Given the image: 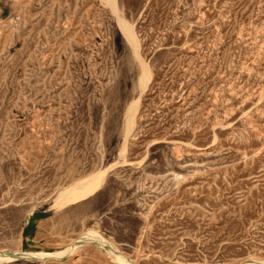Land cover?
Here are the masks:
<instances>
[{"label": "rangeland", "instance_id": "374dc122", "mask_svg": "<svg viewBox=\"0 0 264 264\" xmlns=\"http://www.w3.org/2000/svg\"><path fill=\"white\" fill-rule=\"evenodd\" d=\"M116 2L142 91L100 0H0V252H62L90 232L130 264L264 263V0ZM3 256L120 264L89 244Z\"/></svg>", "mask_w": 264, "mask_h": 264}, {"label": "bare ground", "instance_id": "6f19581e", "mask_svg": "<svg viewBox=\"0 0 264 264\" xmlns=\"http://www.w3.org/2000/svg\"><path fill=\"white\" fill-rule=\"evenodd\" d=\"M100 1L104 5L108 6L112 14L116 17L117 24L119 26L120 31L122 32L133 54L135 55L136 61L138 62V65L140 67V72H141L138 87L140 91H142L146 87L147 82H148L149 68L139 55V52H138L139 47H138L137 39L134 34L133 28H131L129 23L122 16L121 12L119 11V7L117 6L116 0H100ZM137 104H138V100L133 101L127 109V119H126L127 124L125 128L126 135L128 134L131 128L132 120H133V113H134L135 108L137 107ZM125 141L122 146V152L125 149ZM100 177L95 176L93 178L86 179L81 183H77L72 187L64 189L56 196L54 200L53 208L56 210H59L63 208V206H67L68 204H71L73 202H77V201H80V200H83L89 197L95 192L96 188L98 187ZM83 244H89V245H93L96 247L107 249L109 250V252L111 251V254L117 259V261L120 264H130L129 259L124 257L123 254L118 249L110 247L111 244L109 242L102 239L101 237L93 235L90 232L83 233L82 236L80 237V240L71 242L70 247L62 252L41 254L37 256L31 253H23V252H17L14 254H20V255L25 256L26 258H35L42 262L60 261L63 258L67 257L69 254H72L73 251L77 247L82 246ZM3 258L4 256L0 255V260H2ZM242 264H264V263L259 262V261H249V262H245Z\"/></svg>", "mask_w": 264, "mask_h": 264}, {"label": "water", "instance_id": "95a60500", "mask_svg": "<svg viewBox=\"0 0 264 264\" xmlns=\"http://www.w3.org/2000/svg\"><path fill=\"white\" fill-rule=\"evenodd\" d=\"M0 255H5L7 257H10L11 259L15 260V261H30V262H39L38 259L35 258H26L23 255L20 254H14V253H9L6 252L5 254H3L2 252H0Z\"/></svg>", "mask_w": 264, "mask_h": 264}, {"label": "trees", "instance_id": "16d2710c", "mask_svg": "<svg viewBox=\"0 0 264 264\" xmlns=\"http://www.w3.org/2000/svg\"><path fill=\"white\" fill-rule=\"evenodd\" d=\"M26 233H27V232H24V234H23V235H24V236H26Z\"/></svg>", "mask_w": 264, "mask_h": 264}]
</instances>
